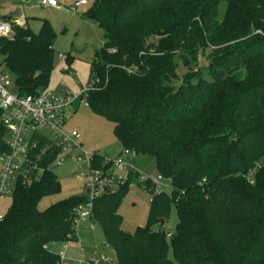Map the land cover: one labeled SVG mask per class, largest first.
Listing matches in <instances>:
<instances>
[{"label": "trees", "instance_id": "16d2710c", "mask_svg": "<svg viewBox=\"0 0 264 264\" xmlns=\"http://www.w3.org/2000/svg\"><path fill=\"white\" fill-rule=\"evenodd\" d=\"M84 15L105 32L91 64L90 108L114 122L125 150L152 157L173 188L168 195L142 181L151 209L133 232L123 229L119 208L135 171L93 199L89 218L118 264H264V0H92ZM56 39L48 19L38 32L13 24L0 36L20 96L49 88ZM5 135L1 126L2 151ZM60 151L48 149L43 170L16 183L0 219V264H61L51 244L78 241L88 195L38 207L60 191L49 169ZM103 161L95 151L91 166L106 177L111 162ZM172 203L174 259L165 226Z\"/></svg>", "mask_w": 264, "mask_h": 264}, {"label": "rangeland", "instance_id": "374dc122", "mask_svg": "<svg viewBox=\"0 0 264 264\" xmlns=\"http://www.w3.org/2000/svg\"><path fill=\"white\" fill-rule=\"evenodd\" d=\"M57 1L59 7L52 8L33 6L26 0H0V16L7 14L16 18L25 16L28 19V27L35 31H39L43 20L48 19L57 34L54 46L55 68L51 74L49 89H64L78 93L89 85L91 64L96 59V51L103 44L105 32L98 23L89 22L85 18L84 14L92 0H86L89 2L87 6L77 5L81 0ZM0 71L5 74L7 89L15 92L17 90L15 75L5 66L2 54H0ZM74 111L76 113L73 112V117L68 121L65 130L78 131L77 147L63 146L56 159L49 164V169L60 181V191L44 196L39 202V209L45 210L70 196H85L90 193L89 182L92 172L94 170L104 172V169L102 167L91 169V165L85 162L84 154H93L96 151L103 156V165L111 162L106 173L115 178L114 188L118 186L119 180L128 178L130 171H135L137 176L129 183L119 208L124 219L122 227L125 231L133 232L139 226H146L151 209V198L142 185L141 178L144 176L156 181L157 187L155 184L154 189L168 195L173 191L171 181L160 176L152 157L133 152L125 154V148L115 134L113 121L93 112L88 103H81ZM39 130L50 141L57 140L51 130L45 127H39ZM65 156L68 157L62 161ZM119 157H122L127 164L126 168L120 169L113 164ZM11 189L13 193L11 191L0 198V214L3 216L9 212L13 204L14 186H11ZM178 222V210L172 203L169 219L165 224L168 230L169 256L172 259L175 258L172 239L177 232ZM160 223H154L152 229L159 230ZM77 239V242H71L66 249L62 264H118L116 251L107 243L104 229L100 224L90 218L79 221ZM65 244L64 241L54 242L50 248L60 256Z\"/></svg>", "mask_w": 264, "mask_h": 264}, {"label": "built area", "instance_id": "2783aa9c", "mask_svg": "<svg viewBox=\"0 0 264 264\" xmlns=\"http://www.w3.org/2000/svg\"><path fill=\"white\" fill-rule=\"evenodd\" d=\"M38 1L41 5L57 7V0H27ZM87 4L86 0H81L77 5ZM13 24L26 26V18L5 19L0 16V36H8L13 33ZM6 77L0 71V127L6 131L3 137L6 150H0V198L13 193L11 186L18 181H26L33 170L42 171L43 167L39 161L45 158L47 150L53 146L62 148L63 146L77 147L76 138L78 131L68 132L65 130L67 122L73 117V112L81 103H88L89 92L94 86V82L83 88L80 92L74 93L69 90L45 89L36 95H19L17 91L12 92L6 87ZM75 109H74V107ZM39 127L51 130L57 137L55 142L49 140L47 146H41L39 136L47 138L42 134ZM131 151L125 150L128 155ZM85 162L91 165L93 154L85 153ZM120 169L127 167L123 158L119 157L113 163ZM131 167V166H130ZM92 169V166H91ZM131 169V168H130ZM105 172V171H104ZM100 170H94L89 182L88 201L78 212L77 221L86 220L91 215L93 199L114 189L115 178L103 176ZM142 181L149 178L142 177ZM157 187V182L151 180ZM158 191V190H156ZM3 215L0 214V219ZM70 242L65 244L62 251L61 264L65 258L66 249Z\"/></svg>", "mask_w": 264, "mask_h": 264}, {"label": "crops", "instance_id": "0c3cea01", "mask_svg": "<svg viewBox=\"0 0 264 264\" xmlns=\"http://www.w3.org/2000/svg\"><path fill=\"white\" fill-rule=\"evenodd\" d=\"M27 1V0H26ZM28 2V4H31V5H33V6H36V5H38V6H42V7H44V5H41V3L40 2H38V1H27ZM89 4V2L87 3V4H84V5H80V6H87ZM49 7H52V6H49ZM59 7V5L57 6V7H52V8H58ZM1 9V8H0ZM7 15H11V14H7ZM7 15H2V16H7ZM1 16V17H2ZM12 16V18H14V19H18V18H16V17H14L13 15H11ZM23 17H25V16H23ZM26 18V26H28V19H27V17H25ZM86 18V17H85ZM87 19V18H86ZM87 21H89V22H93V21H91V20H89V19H87ZM33 31H35V30H33ZM35 32H38V31H35ZM104 42V41H103ZM79 106V105H78ZM75 113H76V111H75ZM68 123V122H67ZM66 126H67V124H66Z\"/></svg>", "mask_w": 264, "mask_h": 264}, {"label": "water", "instance_id": "95a60500", "mask_svg": "<svg viewBox=\"0 0 264 264\" xmlns=\"http://www.w3.org/2000/svg\"><path fill=\"white\" fill-rule=\"evenodd\" d=\"M67 157H68V156L63 157V158H62V161L65 160ZM164 221H165V220L162 219V220H161V223H164Z\"/></svg>", "mask_w": 264, "mask_h": 264}, {"label": "clouds", "instance_id": "9594fccd", "mask_svg": "<svg viewBox=\"0 0 264 264\" xmlns=\"http://www.w3.org/2000/svg\"><path fill=\"white\" fill-rule=\"evenodd\" d=\"M71 243V242H70Z\"/></svg>", "mask_w": 264, "mask_h": 264}]
</instances>
